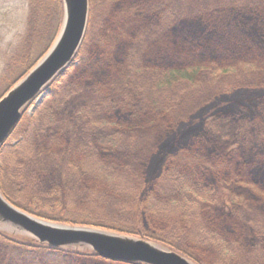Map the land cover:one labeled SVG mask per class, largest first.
<instances>
[{
	"label": "trees",
	"instance_id": "1",
	"mask_svg": "<svg viewBox=\"0 0 264 264\" xmlns=\"http://www.w3.org/2000/svg\"><path fill=\"white\" fill-rule=\"evenodd\" d=\"M26 1L25 31L11 53L3 52L9 54L3 95L45 55L63 21V0ZM0 16L13 18L6 10ZM43 92L33 116L25 108L11 134L25 136L16 155L24 161L15 172L28 157L40 159L34 176L42 183L23 188L33 175L24 170L15 176L18 184L0 176L13 205L30 212L29 206L43 204L60 211L39 215L48 220L175 246L197 264H238L233 256L242 250H248L243 264H264V247L253 248L264 236V0H90L80 50ZM76 93L82 94L78 112L67 102L78 101ZM205 106L211 108L199 116ZM59 122L54 135L42 133L47 123ZM233 123L240 150L227 149ZM254 142L260 145L252 157ZM46 153L64 157L58 159L66 179L46 170ZM211 178L222 197L212 195ZM70 179L79 188H71ZM177 232L186 247L166 238ZM0 239L107 261L92 250L29 236L0 231Z\"/></svg>",
	"mask_w": 264,
	"mask_h": 264
},
{
	"label": "water",
	"instance_id": "2",
	"mask_svg": "<svg viewBox=\"0 0 264 264\" xmlns=\"http://www.w3.org/2000/svg\"><path fill=\"white\" fill-rule=\"evenodd\" d=\"M60 31L49 50L0 98V150L21 121L25 108L61 74L78 53L88 25L89 0H63ZM0 221L53 247L83 245L98 256L126 264H196L187 256L145 239L89 226L41 219L9 202L0 191Z\"/></svg>",
	"mask_w": 264,
	"mask_h": 264
},
{
	"label": "rangeland",
	"instance_id": "3",
	"mask_svg": "<svg viewBox=\"0 0 264 264\" xmlns=\"http://www.w3.org/2000/svg\"><path fill=\"white\" fill-rule=\"evenodd\" d=\"M27 8H28V2L26 0H0V11H5V10L6 11H12V16H13L12 19H10L8 16H6L3 19L0 16V83L3 80V76L8 73V70L5 69L6 68L5 63L9 59L7 57L9 54L7 53L5 55L3 52L5 51V53L6 52L11 53L13 50L12 47H14L17 44V42L21 39L18 35H21V33L23 31H25V28H26ZM89 10H90V0H89ZM88 21H89V19H88ZM86 32H87V30H86ZM18 76L19 75L14 76V77L16 78ZM7 88H8V82L7 83L4 82V83L0 84V97L3 95L2 93ZM235 94H233V95H235ZM80 95H82V94L76 93L73 95V98H78V101H72L71 99H68V101H67L71 110L74 109L75 112H78L79 110H81V105H80V101H79ZM233 95H231V96H233ZM43 97L44 96H39L29 106L28 110L26 111V116H28V117L33 116V114L35 113V109L38 108V103L43 99ZM210 108H211V106H205L199 112L198 115L200 116L204 112L208 111V109H210ZM42 113H44V112H42ZM76 118H78V117L72 118L71 128H72V126H73V128L78 126L77 125L78 121ZM47 124L48 125H46L43 128L42 133L47 134L49 136H52L55 133V128L61 126L62 123L59 122V125H54V124H50V123H47ZM49 125H52V126H49ZM234 126L235 125L233 123V129L235 128ZM238 127H239V125H238ZM78 129H79V127H78ZM235 131L233 132V135H232L233 137L227 143V149H238V150H240L239 149L240 143H239V139H238L237 130H235ZM82 132L86 133V132H84V128H83ZM93 132H95V131H93ZM22 133L23 132L19 131V130L15 131V133L10 136V139L8 141V145H6L3 148V150L1 151V153H0V176L3 178L10 176L12 178L13 182L18 184V180L15 178V176L17 175V173H19V171L24 170L26 175L33 174L30 176L29 181L26 180L21 185L23 188H26V187L31 186L33 184H41L42 181L40 179L41 177L39 176V174H38L39 177L37 175H35L36 177L34 176V174H37V171H38V169L35 167V164L40 159L36 160V159H32V157H28L26 164L22 165L23 169L19 170L17 173L15 172V170L18 168V166H17L18 163L21 164V162L24 161V158L16 159V155L21 152V149L24 146L25 136ZM94 134H97V133H94ZM183 141L184 140L172 143L169 146V150H172L175 147H182ZM213 142L218 143L219 137H215ZM146 144L150 147L155 145V143L152 141L146 142ZM253 145H254L253 148L250 149V151H249L250 153H248V155H250L252 157L255 156V154H256L254 149L257 146H259L260 143L254 142ZM225 150H226V147L224 146L222 148V151H225ZM241 150H243V149H241ZM22 154H23L22 157L24 155H26L25 152H23ZM58 158H64V157L63 156L62 157H60V156L56 157L52 153H46L44 155V157H42V161L45 160V164L50 163V166L46 167L47 171L52 170L54 172V174L58 173L59 175L62 176V178L66 179V175L68 174V172H66V170H63V168H64L63 163ZM21 182H22V180H21ZM216 182H217L216 178L210 179V183L212 184L213 190H214L212 195L217 196L216 194L219 192L220 197H222V194L220 192L221 191L220 190V184L218 182L217 183ZM70 183H71V188H79V186H77V184H80V182L77 181V179H75L74 182H72L70 179ZM62 187H64V184L62 185ZM66 187H67V185H66ZM0 191L3 194L1 187H0ZM3 196L6 198L5 194H3ZM47 201L50 203H53L52 201H49V200H47ZM182 204H184V205L188 204L187 200L184 199V197H183ZM221 205L222 204L218 205V209L220 208ZM214 208H217V207L214 206ZM28 209L30 210V212L28 211V213L35 215L37 217H39V215H42V216L56 215L57 216L60 214V211H58L57 209L53 210L55 208H47L43 204L31 205L28 207ZM217 215H221V213H219V211H217ZM39 218L47 220V221H52V220H48V219H45L42 217H39ZM52 222H55V221H52ZM56 223H59V222H56ZM241 223L247 224L248 219L242 220ZM67 225H69V224H67ZM123 227L128 228L129 226L125 225ZM249 229H250V226L248 228V231H249ZM105 230H109V229H105ZM0 231H2L3 233H5L7 235H10V236H28L24 232H22L21 230L16 228L15 226H13L9 223H6V222H2V221H0ZM109 231L133 236V237L140 238V239H145L147 241L159 244L160 246L166 247L167 249L176 251V252H178L184 256H187L186 254L180 252L179 250H176V248H174L175 246L172 247L170 245L164 244L162 242H159V241H156L153 239L140 237V236H136V235H131V234H126V233H122L119 231H114V230H109ZM177 235H179V237H177ZM177 235H174L175 237L173 235H171V237H170V234H167L166 238H168L169 240H172L174 243L175 242L178 243V245L180 244L182 247H186L187 246L185 243L186 240L181 237L182 232H177ZM245 238H247V237H245ZM254 239L255 238H252V240H254ZM242 244L244 245L243 241H242ZM263 247H264V236L261 238H257L253 241L254 250L260 251V250H262ZM64 248L75 249V250H84V251L90 250V248H88L87 246H83V245H72V246H67ZM246 251H248V250H246ZM246 251L242 250V253H239V251L238 252L235 251V254H237V253H239V254L233 256V258L234 259L238 258V262H237L238 264H243V259H241V258L245 255ZM44 254H47L46 259L43 258ZM188 258H190V257H188ZM191 260L194 261L193 259H191ZM0 264H125V263L113 262L110 260L102 261V260H98V259L92 258V257H81V258H74L73 257L72 258L66 252H59V251H50V250H42V249H22L20 247L11 246L6 241H3L2 239H0Z\"/></svg>",
	"mask_w": 264,
	"mask_h": 264
}]
</instances>
